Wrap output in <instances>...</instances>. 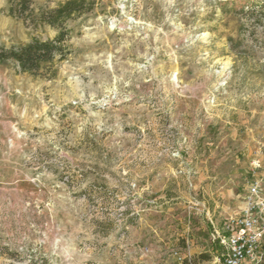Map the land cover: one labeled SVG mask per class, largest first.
Here are the masks:
<instances>
[{"label":"rangeland","instance_id":"obj_1","mask_svg":"<svg viewBox=\"0 0 264 264\" xmlns=\"http://www.w3.org/2000/svg\"><path fill=\"white\" fill-rule=\"evenodd\" d=\"M7 6L0 46L58 32ZM66 27L62 60L0 61V264H222L211 232L264 195V0H93Z\"/></svg>","mask_w":264,"mask_h":264},{"label":"trees","instance_id":"obj_2","mask_svg":"<svg viewBox=\"0 0 264 264\" xmlns=\"http://www.w3.org/2000/svg\"><path fill=\"white\" fill-rule=\"evenodd\" d=\"M34 0H7V13L25 22L36 25L48 24L58 29V32L45 40L32 39L20 46H0V61L10 60L16 63L22 71L36 73L43 64L52 62L55 58L62 60L68 53L66 45L70 37V30L66 22L76 19L93 7V0H61L56 7H40L35 11L32 6ZM217 243V242H215ZM218 244V243H217ZM202 259L208 255H199ZM195 257L184 258L181 264H194ZM95 264V263H83Z\"/></svg>","mask_w":264,"mask_h":264},{"label":"built area","instance_id":"obj_3","mask_svg":"<svg viewBox=\"0 0 264 264\" xmlns=\"http://www.w3.org/2000/svg\"><path fill=\"white\" fill-rule=\"evenodd\" d=\"M211 241L223 249L222 264H257L262 260L264 245V195L259 181H253L244 194L238 214L227 217L214 228Z\"/></svg>","mask_w":264,"mask_h":264}]
</instances>
